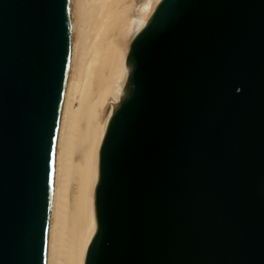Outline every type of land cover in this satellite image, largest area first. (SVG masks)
<instances>
[{"label":"water","instance_id":"95a60500","mask_svg":"<svg viewBox=\"0 0 264 264\" xmlns=\"http://www.w3.org/2000/svg\"><path fill=\"white\" fill-rule=\"evenodd\" d=\"M73 0H0V264H48ZM84 264H264V0H161L128 48Z\"/></svg>","mask_w":264,"mask_h":264},{"label":"bare ground","instance_id":"6f19581e","mask_svg":"<svg viewBox=\"0 0 264 264\" xmlns=\"http://www.w3.org/2000/svg\"><path fill=\"white\" fill-rule=\"evenodd\" d=\"M161 0H73V57L60 127L48 264H84L96 233L99 151L126 91L128 48Z\"/></svg>","mask_w":264,"mask_h":264}]
</instances>
